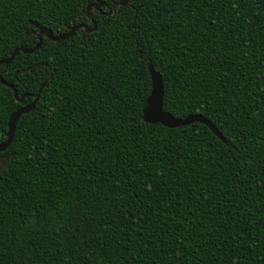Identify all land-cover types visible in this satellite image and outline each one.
<instances>
[{
  "label": "trees",
  "instance_id": "obj_1",
  "mask_svg": "<svg viewBox=\"0 0 264 264\" xmlns=\"http://www.w3.org/2000/svg\"><path fill=\"white\" fill-rule=\"evenodd\" d=\"M101 1L0 0V61L96 24L0 65L26 105L47 82L0 153V264H264V0ZM150 63L225 142L142 120ZM23 106L0 84V143Z\"/></svg>",
  "mask_w": 264,
  "mask_h": 264
},
{
  "label": "water",
  "instance_id": "obj_2",
  "mask_svg": "<svg viewBox=\"0 0 264 264\" xmlns=\"http://www.w3.org/2000/svg\"><path fill=\"white\" fill-rule=\"evenodd\" d=\"M109 1L116 6H126L130 3V0H119V1L109 0ZM105 5H107L105 2L101 0H96L95 3L91 4L87 8V16L90 17L91 9L96 8L97 10L102 11L101 8L102 6H105ZM108 14L110 15L112 14V12L110 11ZM31 24L34 25L39 30L38 32L39 43L37 44V46L33 49H26V48L15 49L9 58L0 61V65H3V64L9 65L15 59L16 55L19 52H22L24 54L35 53L41 48L44 36L47 37L52 42H59V41H63V40H67L71 38L80 29H83L89 33H92L96 30L95 23H93L92 28L89 27L88 25H77V26L72 27L67 33L54 37L50 30L42 28L39 24L34 23V22H31ZM148 72H149V76L151 80V92H150L149 97L147 98L146 106L143 110V115H142V120L145 123H148L151 125L161 124L162 126L170 128V129L186 127L194 123H201L205 125L206 127H208L212 131L215 137L219 138L222 142H225V139L221 136L220 132L216 129V127L202 115H189L183 119H179L165 112L163 110L164 84H163L162 76L159 72H157L154 69L152 63H150L148 66ZM0 84L5 85L6 87L12 89V91L14 92V98L19 103L24 105L22 108L12 113L9 118L8 132L6 134L7 138L3 143H0V153H1L5 151L12 143L14 136H15L16 125L18 121L20 120V118L23 115L29 114L35 109L37 102L40 98L41 92L43 88L47 85V82H45L40 87L38 93L34 95L33 101L28 105H26V100H25L26 97L22 96L19 98L18 93L16 92L15 88L11 84H8L1 76H0Z\"/></svg>",
  "mask_w": 264,
  "mask_h": 264
},
{
  "label": "flooded vegetation",
  "instance_id": "obj_3",
  "mask_svg": "<svg viewBox=\"0 0 264 264\" xmlns=\"http://www.w3.org/2000/svg\"><path fill=\"white\" fill-rule=\"evenodd\" d=\"M108 5V4H107ZM107 5H105V6H102V8H101V10L102 11H99V10H97L96 8H93V9H95V10H97V11H99V13L101 14V15H105L106 14V12L103 10L104 8H106L107 7Z\"/></svg>",
  "mask_w": 264,
  "mask_h": 264
}]
</instances>
